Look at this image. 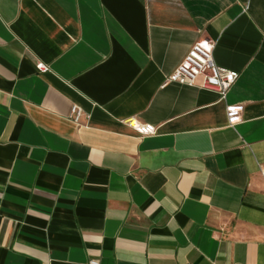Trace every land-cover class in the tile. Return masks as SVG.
I'll return each mask as SVG.
<instances>
[{
    "label": "crops",
    "instance_id": "obj_1",
    "mask_svg": "<svg viewBox=\"0 0 264 264\" xmlns=\"http://www.w3.org/2000/svg\"><path fill=\"white\" fill-rule=\"evenodd\" d=\"M91 260L264 264V0H0V264Z\"/></svg>",
    "mask_w": 264,
    "mask_h": 264
},
{
    "label": "built area",
    "instance_id": "obj_2",
    "mask_svg": "<svg viewBox=\"0 0 264 264\" xmlns=\"http://www.w3.org/2000/svg\"><path fill=\"white\" fill-rule=\"evenodd\" d=\"M215 49L214 40L208 37L197 39L185 54L180 63L175 67L166 82L177 81L187 85H200L206 88H212L219 92L221 99H225L228 91L237 81L240 72L235 69L221 67L213 60ZM39 71H47L48 66L39 61L37 63ZM243 105L227 106V115L230 124L237 123L240 119V113ZM73 119L80 121L81 110L73 107ZM128 123L140 137L153 135L157 132V127L151 123L141 122L137 119H130ZM90 264H99L97 260H91Z\"/></svg>",
    "mask_w": 264,
    "mask_h": 264
}]
</instances>
